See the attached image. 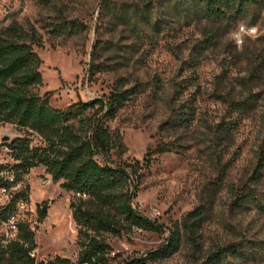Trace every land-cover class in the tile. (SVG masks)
Here are the masks:
<instances>
[{"label":"rangeland","instance_id":"rangeland-1","mask_svg":"<svg viewBox=\"0 0 264 264\" xmlns=\"http://www.w3.org/2000/svg\"><path fill=\"white\" fill-rule=\"evenodd\" d=\"M66 20L85 28L57 34L55 25ZM239 21L264 32V6L247 9L231 24L208 18L194 0H0V34L16 23L41 34L42 45L34 49L43 83L36 90L55 108L141 85L108 124L120 130L127 149L113 153L114 162L142 161L161 142L179 145L139 170L133 206L165 229L195 211L196 238L181 230L178 252L147 264H207L233 245H240V254L222 264H264V35L246 37L237 49L227 37ZM193 111L191 125L180 126L177 115L190 118ZM222 123L232 130H222ZM26 136L44 145L31 131L0 125V165L14 163L1 147ZM25 179L30 198L21 217L35 232L32 255L38 263L57 257L77 263L82 248L70 209L75 194L44 167ZM44 201L50 207L40 223L36 206ZM168 236L140 229L106 234L105 264L146 257Z\"/></svg>","mask_w":264,"mask_h":264},{"label":"trees","instance_id":"trees-1","mask_svg":"<svg viewBox=\"0 0 264 264\" xmlns=\"http://www.w3.org/2000/svg\"><path fill=\"white\" fill-rule=\"evenodd\" d=\"M203 7L208 18L216 21L237 22L247 9L264 6V0H194ZM85 25L78 21H62L55 25L57 34H75ZM42 36L34 26H9L0 34V125L11 124L40 136L44 145H33L30 137H17L7 144L13 165H0V172L8 170L25 190L14 194L7 212L16 210L19 200L29 201L30 186L25 177L31 170L44 167L61 188L75 194L70 203L73 219L79 229L82 251L74 264H105L109 246L106 234L121 236L133 229L169 231L165 242L157 249L124 264H147L148 261L172 257L180 249L181 230L189 238H196L197 216L191 212L181 225L165 229L164 225L134 208L137 197L138 173L150 167L155 156L175 152L174 142H161L149 148L142 161L134 164L116 163L113 153L123 155L127 149L123 134L111 129L119 112L140 92L141 85L130 89L119 88L90 101H80L67 108L52 106L47 95H40L42 60L35 46L42 45ZM91 70V69H90ZM192 117L177 115L180 126L189 127ZM230 132V123L220 124ZM264 149V147H263ZM1 183V182H0ZM37 215L42 223L47 217L49 201L37 204ZM37 248L35 232L28 221L22 220L15 239L4 245L0 242V264H72L57 257L45 263L32 255ZM240 245L228 246L212 254L207 264H222L229 256L239 255Z\"/></svg>","mask_w":264,"mask_h":264},{"label":"built area","instance_id":"built-area-1","mask_svg":"<svg viewBox=\"0 0 264 264\" xmlns=\"http://www.w3.org/2000/svg\"><path fill=\"white\" fill-rule=\"evenodd\" d=\"M9 153L8 147H1ZM0 242L4 245L16 238L19 232V224L23 220L21 214L27 210L24 200H19L16 210L7 212V207L11 203L14 194L25 190L22 182H17L15 175L8 170L0 172Z\"/></svg>","mask_w":264,"mask_h":264},{"label":"clouds","instance_id":"clouds-1","mask_svg":"<svg viewBox=\"0 0 264 264\" xmlns=\"http://www.w3.org/2000/svg\"><path fill=\"white\" fill-rule=\"evenodd\" d=\"M260 35H264V32H261L259 24L249 27L244 21H239L227 38L235 42L237 49H242L246 37L254 40Z\"/></svg>","mask_w":264,"mask_h":264},{"label":"water","instance_id":"water-1","mask_svg":"<svg viewBox=\"0 0 264 264\" xmlns=\"http://www.w3.org/2000/svg\"><path fill=\"white\" fill-rule=\"evenodd\" d=\"M7 140H9V138H8V137H5V138H4V141H7Z\"/></svg>","mask_w":264,"mask_h":264}]
</instances>
